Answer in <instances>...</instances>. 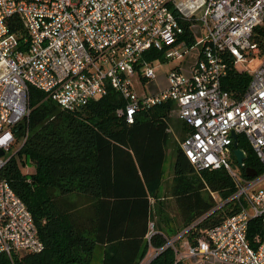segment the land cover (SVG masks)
I'll return each mask as SVG.
<instances>
[{"label": "built area", "instance_id": "obj_1", "mask_svg": "<svg viewBox=\"0 0 264 264\" xmlns=\"http://www.w3.org/2000/svg\"><path fill=\"white\" fill-rule=\"evenodd\" d=\"M256 56H264V0H0V173L17 142L14 129L30 115V88L71 112L114 90L126 102L117 113L129 123L140 110L173 102L188 129L184 155L197 171H226L234 193L212 198L217 208L239 209L195 242L186 234L203 218L161 247L151 245L150 222L138 264L168 248L173 264H264V237L248 236L250 222L264 217V173L248 178L232 161L234 133L264 166V59L246 69ZM163 57L191 62L172 68L161 91L138 95L133 76L155 79L153 61ZM230 63L250 76L239 97L222 89ZM43 248L26 205L0 177V257Z\"/></svg>", "mask_w": 264, "mask_h": 264}, {"label": "trees", "instance_id": "obj_2", "mask_svg": "<svg viewBox=\"0 0 264 264\" xmlns=\"http://www.w3.org/2000/svg\"><path fill=\"white\" fill-rule=\"evenodd\" d=\"M14 20L11 31L17 33L22 26ZM249 81L248 74L230 63L222 89L239 97ZM125 104L119 93L109 89L105 96L71 112L30 88V115L14 129L17 141L25 140L10 155L0 177L26 205L44 248L17 251L11 259L1 256L0 264H92L95 255L99 264H138L144 257L149 224L155 222L174 104L162 102L140 110L131 123L117 113ZM181 127L183 139L188 129L183 123ZM238 142L246 153L245 167L264 173L242 135ZM232 161L237 165L234 156ZM172 171L171 196L182 229L203 218L186 234L191 242L201 230L238 211L232 203L217 208L211 195L226 199L234 193L226 171H197L180 146ZM155 230L151 245L161 247L168 234L156 222ZM257 234L264 237V217L249 224L248 236ZM174 260L168 248L150 264Z\"/></svg>", "mask_w": 264, "mask_h": 264}, {"label": "rangeland", "instance_id": "obj_3", "mask_svg": "<svg viewBox=\"0 0 264 264\" xmlns=\"http://www.w3.org/2000/svg\"><path fill=\"white\" fill-rule=\"evenodd\" d=\"M264 56H256L252 58V62L248 63L246 69L250 72H253L258 65L261 63ZM185 58L182 61L172 60V59H160L159 61H153V67L155 71V79L145 80L140 76V73L135 74L132 78V85L134 90L138 95H150L152 93H157L167 86L166 76L169 74L170 70L174 67L180 65L181 62H184ZM189 61V59H187ZM244 66H240V69ZM171 128H170V141L168 144L167 158L164 164V176L161 184V189L159 191V196L155 200L154 209H155V222L160 226L165 233L168 234V238L172 237L179 231H182L183 223L180 218L179 210L175 203V200L171 196V187H172V163L170 161V154L173 155L178 146H180L182 137L181 123L178 120L176 111L171 113ZM23 139H19L16 144L13 146L11 152L7 153L6 156H9L21 146ZM235 167V165H233ZM30 170H33V167L30 166ZM158 222V223H157ZM100 257L99 255L94 256L92 264H99ZM214 264V263H211Z\"/></svg>", "mask_w": 264, "mask_h": 264}, {"label": "water", "instance_id": "obj_4", "mask_svg": "<svg viewBox=\"0 0 264 264\" xmlns=\"http://www.w3.org/2000/svg\"><path fill=\"white\" fill-rule=\"evenodd\" d=\"M232 137L234 138L233 155L235 157V160H236L237 164L239 165V167L241 169L244 170V174H245L246 177H248V178L255 177L257 175L256 170H254L253 168L245 167L244 162H245V159H246V153H245V151L243 149H241L239 147L238 139H237V137H236V135L234 133H232ZM3 155H4V151L0 150V157H2Z\"/></svg>", "mask_w": 264, "mask_h": 264}, {"label": "crops", "instance_id": "obj_5", "mask_svg": "<svg viewBox=\"0 0 264 264\" xmlns=\"http://www.w3.org/2000/svg\"><path fill=\"white\" fill-rule=\"evenodd\" d=\"M191 62V61H190ZM190 62H188L187 60L182 62V66H186L188 65ZM174 157H175V153L173 155L170 154V161L172 163V166H173V161H174ZM167 158V157H166Z\"/></svg>", "mask_w": 264, "mask_h": 264}]
</instances>
